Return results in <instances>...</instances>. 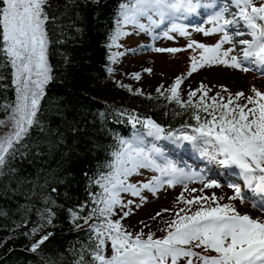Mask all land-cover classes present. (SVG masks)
<instances>
[{
	"label": "snow or ice",
	"instance_id": "6c2138e0",
	"mask_svg": "<svg viewBox=\"0 0 264 264\" xmlns=\"http://www.w3.org/2000/svg\"><path fill=\"white\" fill-rule=\"evenodd\" d=\"M100 6L101 0H0V65L4 69L0 71V89L6 93L11 87L14 91V100L0 103V179L8 178L0 187V196L22 197L25 201L16 202L20 220L13 221L15 228L0 240V249L22 235L29 243L21 250L39 257L37 264H66L65 253L57 250L55 256H46L42 246L55 236L54 231L46 229H55L65 210L57 203L61 186L76 180L63 165L53 169L45 167L44 161L57 153L68 157L64 152L68 148L69 152L79 151L85 161L92 153L97 163L94 169L80 168L92 207L85 202L66 209L71 228L79 231L86 225L88 236L79 248L69 245L71 259L67 264H264V218L241 214L235 204L248 201L264 211V91L253 86L248 93L232 92L221 85L214 92L213 87L201 82L188 90L186 100L181 96L185 79L205 67L264 75V0H120L103 43L108 50L105 69L109 77L114 73L111 65L126 54L118 51L122 47L119 42L133 34L146 33L153 41L173 40V33L188 38L185 49L140 45L141 50L198 52V57H189L185 74L176 76L170 85L155 88V98L175 102L182 111L174 115L188 112L189 120L178 128H166L150 116L112 107V121L130 125L129 136L107 128L106 112L93 116L91 129L88 113L68 120L64 110L57 108L53 114L60 123L55 127L43 116L42 101L55 79L49 61L53 42L50 33L57 29L61 35L66 29L81 32L79 24L85 10L96 12L99 22ZM190 28L205 37L219 38L213 44L198 42L191 38ZM56 43L64 41L57 39ZM127 52L136 54L137 49ZM144 71L152 73L151 68ZM9 76L10 85L4 83ZM130 78L139 81L141 74L133 72ZM115 83L132 95L154 99L140 88ZM101 133L110 134L111 143L101 142ZM155 141H167L176 148L190 146L193 154L216 166L221 179L206 175L203 169L179 167ZM24 162L35 171L22 175L20 165ZM142 170L153 175L145 181L131 182L130 178L144 175ZM190 184L202 187L189 188ZM224 184L233 190L227 197L229 202L220 203L225 197L215 193L204 195L205 189ZM177 185H182L183 191L176 197L173 218L163 220L164 226L157 229L162 236L157 238L148 224H144L147 233L143 228L138 232L126 230L122 220L132 214L134 200L125 202L122 194L138 197L141 203L136 207H140L147 202L145 192L155 196L165 186ZM93 186L100 191H92ZM185 192L197 195L186 198ZM63 195L71 200L67 188ZM33 210L38 219L28 228ZM168 211L163 209L151 219ZM117 216L119 219H114ZM14 251L7 248L8 254ZM4 260L7 256L0 258V264Z\"/></svg>",
	"mask_w": 264,
	"mask_h": 264
},
{
	"label": "trees",
	"instance_id": "16d2710c",
	"mask_svg": "<svg viewBox=\"0 0 264 264\" xmlns=\"http://www.w3.org/2000/svg\"><path fill=\"white\" fill-rule=\"evenodd\" d=\"M119 1L101 0V6L97 10L100 13L99 22L96 19V12L86 9L85 18L79 24V27L82 29L79 33L68 31L67 29L64 35H61L58 29L50 33L53 42L50 46L49 61L53 66V76L55 79L46 89L42 106L44 118L51 119L53 127L60 123L58 117L53 114L57 108L64 110V115L68 120H72L73 118L79 119L80 116L88 113L90 129L92 127L93 116L98 112H106L109 113L107 128L114 131L113 126L115 123L111 117L112 107L126 108L142 116H150L166 128L169 126H179L184 121L189 120L188 112H184L180 116L174 115V112L182 111L175 102L169 103L163 98H155L157 97L155 89L146 90L138 84L131 82L123 83L131 85L133 89L140 88L145 94L154 97V99L149 100L145 96L132 95L126 89L117 87L115 83L117 80L108 76L105 69L107 63L106 53L108 50L103 47V43L107 38L106 29L111 26V17L114 15L115 7ZM57 39L63 40L64 43H56ZM0 71H4L2 65H0ZM7 71L10 73V69ZM4 83L10 85V76ZM158 84L165 83L159 81ZM5 99L14 100V91L11 87L8 88L6 93L3 89H0V103H3ZM182 99L186 100L187 96H182ZM0 118H3V113H0ZM98 123L99 121H97ZM98 139L104 144L111 143L110 134L105 135L101 133ZM68 143L71 147V138H69ZM64 152L68 153V157H63L59 153L54 154L45 159L44 166L55 169L63 165L76 177V180L69 186H61L57 203L64 205L65 210L60 213L56 221L58 226L55 229H46V231H54L55 236L50 238L42 248L46 256L49 254L55 256L57 250L65 253L67 264V261L71 259L70 254H67L69 245L79 248L81 243L87 241L88 236L86 235V225L79 231L71 228L68 223L66 209L85 202L88 203L89 208L92 207L85 190L87 182L83 179L80 168L83 167L86 170L94 169L97 158L92 153H89L85 161L84 156L79 151L69 152V149L65 148ZM103 155V153H100L99 158L103 159ZM20 167L22 175L35 171L27 162H24ZM7 180V177L0 179V187L6 184ZM66 188L71 195V200H65L63 194ZM96 188L93 186L92 191L96 192ZM53 195L55 196V194ZM17 201L25 203L22 197L9 199L0 196V213H8L7 216L0 214V240L11 235V230L15 228L13 221L20 220V214L15 211ZM173 214L174 212H172L170 217H173ZM147 217L143 220L145 221L144 223L139 221L133 225L125 226L126 230L138 232L143 228L144 232L147 233L149 229L144 228V224H148L152 226L151 230L155 232L156 237L162 236L163 233L157 229L164 226L162 221L165 219L159 218L153 220L149 219V216ZM37 219L38 217L33 210L29 215L27 227L30 228ZM115 219L118 218L115 217ZM19 231L21 229H17V232ZM27 243H29L28 240L22 235L16 239L9 240L7 247L0 249V258L7 256V260H4L3 264H30V262L31 264H37L39 257L21 250ZM8 247L14 248L15 251L8 254Z\"/></svg>",
	"mask_w": 264,
	"mask_h": 264
},
{
	"label": "rangeland",
	"instance_id": "374dc122",
	"mask_svg": "<svg viewBox=\"0 0 264 264\" xmlns=\"http://www.w3.org/2000/svg\"><path fill=\"white\" fill-rule=\"evenodd\" d=\"M124 40L131 41L135 44V42L129 38H124ZM123 40V41H124ZM198 42L208 44L209 40L208 37L200 36V40H197ZM187 41L176 39L171 40L167 44L163 45L161 48H168V47H178L185 49L187 45ZM128 47V46H126ZM196 55V53H194ZM193 55V52L191 49H187L185 51L179 52V53H152L145 56H138L136 54H129V57L125 58L120 65V67L127 71L129 74L133 72H139L141 74V79L139 80L140 83H145L144 88L148 86L146 90L155 89L156 85H150L148 82L150 78L153 76H168L174 75L177 70L181 72L183 70L187 62V58ZM145 68H151L152 73L147 74L148 72L144 71ZM205 83L208 86L217 87L220 88L221 85L226 86L230 89L232 92L236 91H244L245 93H248L249 89L253 86H255L257 89L264 91V79H259L252 74L249 73H243L237 70L233 69H225L222 66H213L211 68L205 67L202 69H199L197 72L193 73L192 76H190L189 80L184 83L185 85H189L190 83L197 84V83ZM165 85L170 84L169 80H164ZM155 84V83H154ZM153 91V90H152ZM151 91V92H152ZM150 92V93H151ZM0 131H3V129H0ZM144 171V176H141L142 181H145V179H148L151 175L150 172L147 170ZM200 188L202 185L199 184H190L189 188ZM183 191L182 187H174V188H168L165 186L164 189H162L160 192H158L155 196H153L151 193L145 192L144 195L147 197V202L143 203L140 207H135L133 211V218H141L145 216L147 213L151 211H158L166 209L169 206L176 204V197ZM213 193L217 196H223L225 197L224 200H221L220 203L227 202V197L231 196L233 193L229 191L228 189L224 188L223 186L221 188L217 189H205L204 195L211 196ZM197 193H190L185 192L186 198H192ZM140 200L137 197V204H140ZM244 205H241L243 207ZM240 207V206H238ZM240 207V208H241ZM238 208V209H240ZM244 211H250L247 210V207L244 208Z\"/></svg>",
	"mask_w": 264,
	"mask_h": 264
}]
</instances>
